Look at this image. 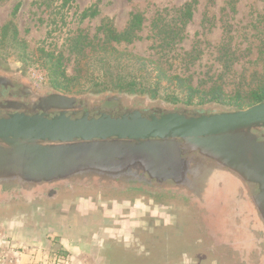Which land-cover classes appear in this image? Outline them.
Returning <instances> with one entry per match:
<instances>
[{
    "label": "rangeland",
    "instance_id": "374dc122",
    "mask_svg": "<svg viewBox=\"0 0 264 264\" xmlns=\"http://www.w3.org/2000/svg\"><path fill=\"white\" fill-rule=\"evenodd\" d=\"M191 1L0 0V61L10 68L23 65L37 85L64 95L119 91L74 87L71 78L76 76L78 60L84 57L79 56L78 50L89 42L102 44L105 36L101 28L105 24L123 32L131 14L140 13L144 23L138 36L142 39L110 45L138 57L161 60L166 74L180 76L203 92L220 88L222 106L212 103L209 96L204 102L195 99L192 105H187L185 98H173L182 93L178 82L163 80L157 96L150 91L123 90L141 97L88 96L76 100L73 109L138 112L156 106L153 110L160 113L177 110L181 114L199 111L212 114L232 111L238 104L243 105L241 109L250 107L251 93L264 88V0H196L193 19L183 20L175 10ZM91 7L97 11L96 16H84V11ZM166 10L171 11L167 22L183 27L168 56L152 38L153 22L160 15L165 17ZM89 51L86 47V53ZM59 62L60 72L65 71L59 80L67 89H56L51 82ZM153 66L156 65L150 64L149 68L155 82L159 68ZM222 185L228 187V183ZM235 193L236 188L231 186L230 197ZM195 202L200 206L198 219L189 212H181L172 223L143 233L129 248L117 247L104 264H179L194 258L198 259L196 264H253L256 239L261 233L253 221V213L242 215L243 208L238 202H231L226 209V206L218 209L215 201L207 204L198 197ZM93 223L96 225V218ZM57 235L48 232L47 238L38 241L32 234L19 236L0 231V264H94L83 253L84 249L75 253L61 243L81 247L85 246L83 241L79 244ZM87 249L88 253H96Z\"/></svg>",
    "mask_w": 264,
    "mask_h": 264
},
{
    "label": "flooded vegetation",
    "instance_id": "af4514ba",
    "mask_svg": "<svg viewBox=\"0 0 264 264\" xmlns=\"http://www.w3.org/2000/svg\"><path fill=\"white\" fill-rule=\"evenodd\" d=\"M64 96L37 85L23 65L10 68L0 61V112H83L73 109L76 101L68 102ZM159 144L172 145L168 156L174 162L165 161L166 170L163 167L150 181L149 169L123 164L122 159L95 167L90 156L77 154L76 147L88 143L0 140V231L32 234L38 241L56 232L67 241H83L81 247L61 243L75 253L84 249L94 264H104L110 252L129 248L143 233L172 223L181 212L198 219L201 212L195 197L207 204L215 201L218 209L238 202L242 215L253 213L261 232L253 264H264V126L241 129L235 137L171 139ZM36 147L58 153L56 165H37L32 153ZM112 147L121 153L116 145ZM104 168L122 173L109 176ZM231 186L236 188L232 197ZM87 248L96 253H88ZM195 260L180 263L196 264Z\"/></svg>",
    "mask_w": 264,
    "mask_h": 264
},
{
    "label": "water",
    "instance_id": "95a60500",
    "mask_svg": "<svg viewBox=\"0 0 264 264\" xmlns=\"http://www.w3.org/2000/svg\"><path fill=\"white\" fill-rule=\"evenodd\" d=\"M131 94L141 97L136 92L123 90L106 92L99 90L75 95L67 94L64 97L68 102H74L88 96L100 98L106 95ZM256 126H264V102L245 109L212 114H142L117 111L0 112V140L13 144L16 141L88 143L90 145L76 147L79 149L77 154L90 156L89 158L95 160L97 164L95 167L108 165L110 159L113 161L122 159L123 164L128 162L149 169L150 181L159 175V171L163 170L164 166H168L164 164L165 161L174 162V159L168 156L173 150L172 145L159 144L162 141L201 139L210 136L235 137L241 129L251 130ZM130 143L145 146L127 145ZM112 145H116V149L121 153L114 150ZM32 153L36 164L40 167L49 165L52 168L59 159L58 153L40 147L34 148ZM93 154L98 156L91 157ZM164 169L166 170L165 167ZM104 170L109 176L111 173H122V171L115 173V170L107 168ZM262 175L264 177V169Z\"/></svg>",
    "mask_w": 264,
    "mask_h": 264
},
{
    "label": "trees",
    "instance_id": "16d2710c",
    "mask_svg": "<svg viewBox=\"0 0 264 264\" xmlns=\"http://www.w3.org/2000/svg\"><path fill=\"white\" fill-rule=\"evenodd\" d=\"M196 2V0H192L191 2L185 4L181 9L175 10V12L180 14L183 20L190 21L194 17V5ZM164 12L167 13L165 17L160 15L153 22L152 38L159 42L158 46L161 47L162 50H166L164 54L165 56H168L171 51L174 50L176 39L179 37L183 27L168 23L166 18L171 11L166 10ZM87 14H90V16H96L97 11L91 7L86 9L83 13L84 16H87ZM143 23V16L140 13H133L131 14V19L127 29L123 32L117 31L110 23L105 24L101 28L105 36V40L102 44L94 45L92 42H89L86 46L81 47V49L78 50L79 56L84 57L78 60L79 64L76 76L71 78L73 86H78L80 90H84L89 87L91 89L101 88L103 90L108 88L118 90H137L140 93L150 91L151 94L157 96L159 95L161 88L160 85L163 80H175L178 82V88L182 93L178 94L176 97L172 96L174 99L185 98L186 104L192 105L195 99H199L201 102H204L206 96H209L211 97L210 101L212 103H215L217 106H222L223 92L220 88L203 92L191 86L180 76L175 75L171 77L166 74V72L162 69L161 60L154 61L138 57L124 51H119L110 45L112 43L116 45H121L122 43L131 44L142 39L138 36V32L142 30ZM86 47L90 48L89 53H86ZM262 55H264V52H262ZM150 64L156 65L155 67L153 66L154 69L159 68L157 75L158 81H152V72L149 68ZM60 67L61 63L52 72L51 82L56 89H67V87H65L59 80V78L65 76V71L60 72ZM250 102L251 104L249 106L264 102V88L259 89L258 91H253L250 95ZM200 104L202 105L203 103ZM155 107L156 106H154V108ZM242 107V104L235 105V108L232 109V111L239 110ZM153 109H145L138 112L142 114H181L177 113V110L173 112L160 113L158 111H154ZM103 111L111 112V110ZM198 113L203 114L204 112L199 111Z\"/></svg>",
    "mask_w": 264,
    "mask_h": 264
}]
</instances>
